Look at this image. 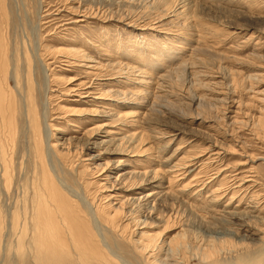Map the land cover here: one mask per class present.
I'll use <instances>...</instances> for the list:
<instances>
[{"label": "rangeland", "instance_id": "374dc122", "mask_svg": "<svg viewBox=\"0 0 264 264\" xmlns=\"http://www.w3.org/2000/svg\"><path fill=\"white\" fill-rule=\"evenodd\" d=\"M162 1L0 0V31L9 56L20 58L18 72L24 79L18 84L10 77L11 88L6 89L16 93L12 97L17 113L16 134L14 138L6 135L4 140L13 160L10 198L20 193L22 182H31L34 172L41 170L35 146H44L42 103L47 97L39 65L34 68L31 94L40 114L41 143L33 139L31 123L21 116L31 97L21 64L23 54L41 44L51 67V140L63 151L59 159L46 156L45 165H53L54 181L60 178L76 190L87 186L97 199L110 195L107 199L120 201L118 220L125 225L129 221L125 233L131 238L104 233L109 248L119 255V264H153L133 244L147 236L156 243L166 241L161 249H153L154 257L163 264H210L213 261L206 256L214 253L211 259L216 262L240 264L246 244L238 246L242 241L225 231L233 227L244 233L243 220L222 214L230 210L241 217L252 209L264 217V0H194L181 19L186 25L174 20ZM197 47L200 49L195 51ZM97 83L106 94L98 99ZM68 87L89 90L92 97L83 102L86 99L79 96L62 95ZM95 123L109 130L106 136L89 134ZM133 133L137 140L144 135L138 148H131L132 142L123 139ZM121 141L125 144L118 145ZM173 165L187 171L169 184L166 171ZM146 166L160 171L153 180L154 191L170 185L175 193L157 198L151 214L144 207H132L133 212L125 202L149 184L136 188L137 179L123 173ZM220 184L224 192L214 198L212 189ZM181 185L189 191L177 197ZM230 197L234 199L231 205ZM134 217L145 219L146 224L134 223ZM7 231L2 232L0 246L10 241ZM247 242L259 243L256 237ZM3 254L1 251L0 264H9V257Z\"/></svg>", "mask_w": 264, "mask_h": 264}, {"label": "bare ground", "instance_id": "6f19581e", "mask_svg": "<svg viewBox=\"0 0 264 264\" xmlns=\"http://www.w3.org/2000/svg\"><path fill=\"white\" fill-rule=\"evenodd\" d=\"M154 2H156V1H154ZM162 2L164 3L165 7H167V5H168V7L170 9V14H172L171 16L174 17V20L175 19L179 20V23H181V24H182L181 19L185 17V16L183 17V15L185 12H187L186 11L187 6L189 4H194V0H163ZM4 6H5V3H4ZM3 10H5L4 19H6L8 17L7 13H6L7 11L4 8H3ZM166 11L168 12L167 9H166ZM81 16H83V15H81ZM186 20H187V18H186ZM7 22L8 21H6V23ZM184 24L186 25L188 23L184 22L182 25H184ZM190 24H192V23H190ZM7 26H8V23H7ZM178 26H179V24H178ZM193 26H195V25H193ZM183 27H185V26H183ZM0 28H2V27H0ZM5 39L6 38H3L2 32L0 31V237L2 236L3 230L5 228H7V230H8L7 235L10 236V241H9V238L6 237L9 242L7 241L8 243H6V245L0 246V253L2 251L4 253L3 255H5L6 257H9V260H8L9 264H18V261H20L22 264H119V262L121 263L119 255L116 253V251L109 248L107 242L104 239L105 238L104 237L105 232H115L121 238H126V239L131 238V237L129 238L128 233H125L126 228L129 224V221L125 225V224H123V222H120L118 220L119 211L122 208L121 203H119L120 201L114 203V201L107 199L110 195H108V196L103 195L101 198L97 199L95 194H94V196L91 195V192L89 191L87 186H82L79 190H76V189H73L72 187H69L67 185V183H65L60 178H58L54 181L53 178L55 177V174H54L53 165L51 164L52 167L49 165L47 167L45 165L44 160H45L46 156L49 158L55 157L56 159H59V156L61 154L60 152L62 150H59L60 148L57 146L58 142H55V141L53 142L51 140V138H52V126L54 127V125L50 124V122H49V113H48L49 109H50L49 106L51 105L50 95H49V93L51 91V87H52V86L49 87V83L52 79L51 74H50V72H51L50 68L51 67L47 64L46 60L44 59V55L41 52V44H40V46H38V45L36 47L34 46V51H31L32 49H29L27 53L25 52L23 54V57L25 58V60H23V63H21V64H24V69L26 70L25 80H26V83H28V85H29L28 91L31 95V97L29 96L30 102H25L24 110L21 112V116L25 120H27L29 123H31V125L33 127L32 130L34 131V134H35V138L33 136V139L39 141L40 143H41V135H40L41 132H40L39 122H38V119H40L39 118L40 114L39 115L37 114V110H36L37 106H36V103L33 102L32 94H31V90H32L31 88L34 85V80H36L34 78V68L36 67V65L40 66L41 72L43 74V79L45 81V85H44L43 90L45 91L47 100L42 103V121H43L42 122V124H43V126H42L43 127V132H42L43 137H42V139L44 141V144H43L44 146H42V143L40 146L38 144H37V146H35V149H36L35 151L37 153L36 157L38 159H40V161H41V170H40V172L38 170H36L34 172V178L31 179V182H29V183L28 182L27 183L22 182L21 185L18 186L20 193L17 192V194H14L13 198L12 197L10 198L11 191L14 187V184L12 181L13 180V160L11 158L10 153H8L5 149L4 140H6L5 139L6 135H9L11 138H14V136L16 134V116H17V113H16V107H15L16 102L14 101V99L12 97L16 93L14 95H12L10 92L8 93L6 91V89L11 88L10 77H13L18 84H20L19 83L20 81L23 82L24 79H22L21 73L18 72L20 58L16 59L15 54H12L11 52H10L11 56H9L8 50H7L8 46L5 43ZM202 45H203V43H202ZM204 48H206V47H204ZM198 49H200V47L195 48V51H197ZM17 53H18V51H17ZM70 55L71 54H69V56ZM82 55H84V54H82ZM194 56H197V55H194ZM194 56L192 55V57H194ZM85 58H88V56L85 55L84 59ZM80 59H81V57H80ZM194 59H196V58H194ZM193 60H192V62L195 61V60L194 61ZM201 60H202V58H201ZM195 63H197V62H195ZM99 66H101V65H99ZM95 67H97V66H95ZM198 72H200V71H198ZM57 77H59V76H56L55 79ZM59 80H61V79H58V81ZM68 81H69V78H68ZM97 86L100 87L98 89V90H100V93L98 94V96L96 95V97H95L98 99V98H102L103 95H106V94L103 92V89H102L103 87L100 83H97ZM33 90H35V89H33ZM64 91L61 92L62 95H65V94L68 95L69 94L70 96H79L82 98V100L86 99L83 102H87L88 99L90 100L89 97H92V94H93L89 90L81 92L79 90H75V88L72 89L70 87H68V89H66L65 92ZM109 92L110 91H106L107 94H109ZM14 98H15V96H14ZM76 101H78V100H76ZM138 102H139V100H138ZM136 104H137V102H136ZM137 113H139V112H137ZM151 115H152V113H151ZM124 119L125 118H123V117L120 118V115H119V120L123 121V123L126 124ZM132 124L129 123V125H132ZM107 126H108V124H107ZM108 127H110V125ZM108 131H104V127L101 124L93 125L92 127H89V129H88V132L92 137L99 136V137L103 138V135ZM139 134H140V132H139ZM105 136H106V134H105ZM123 136H124V134H123ZM136 137H137V133H133V134L125 136L123 139H125L126 142L128 141V143L132 142L131 148H135L139 145V142H141L140 141L141 139L145 140L143 134L138 137L139 140H137ZM114 139H116V137ZM108 141H110V140H108ZM142 143H144V142H142ZM121 144L124 145L125 142L121 141L120 144H118V145H121ZM145 144H147V143H145ZM35 145H36V143H35ZM57 147L59 149H57ZM62 149L64 150V148H62ZM121 151H123V150H121ZM134 154L131 156H135ZM192 158H194V157H192ZM166 167H167V165H166ZM184 169H186V168L185 167L182 168V166H181V168H178L177 166H174V165H173V167L171 166L168 169V171H166L167 177H168V179H167L168 183L171 184V182H174V180H177V177H179V175L183 174L184 172L186 173L187 170L184 171ZM180 171H182V172H180ZM159 172L160 171L157 168L156 169H154V168L149 169V167H147L146 169L132 168L130 170H126L123 173V174L128 175V177L131 179L132 178L137 179L136 182H135V179H133L134 180L133 182H135L134 185H136V188L142 187L143 184H145L146 186L149 184V186L147 188H145L143 191H140V192L137 191L138 193L132 194V196L125 198V199H127V201L125 200L126 205L130 206V209L133 210L132 207H134V208L135 207H144L145 211L148 212L149 214H151V213H153V210L155 209V203H156L157 198H160L161 196L175 195V193L173 192V189H172V187H170V185L167 186L166 188H164L163 191H154L155 189H153V186L156 184L153 183V180H157ZM197 173H196V175H197ZM160 174H162V173H160ZM199 174H198V176H199ZM106 176H108V175H106ZM200 178H201V176H200ZM252 180H254V179H252ZM124 181H126V179ZM254 181H253V183H254ZM123 186H124V184H123ZM127 186H129V184ZM181 186L182 187H179V189H177V194H176L177 197L180 195L184 196L186 194V192L189 191V188H187V186L186 187L183 185H181ZM222 186L220 184L214 190L212 189V192L216 194L214 196V198H217V197L220 198L222 196L224 189H225V188L223 189L224 186L223 187ZM127 189H128V187H127ZM178 193L180 195H178ZM140 194H145V195L144 196H136V195H140ZM195 194H197V193H195ZM113 198H115V197H113ZM214 198L211 200L214 201ZM255 198H257V197H255ZM8 199H12L11 204H13V206L11 204H9V202L6 203V201ZM233 201H234V199L232 197H230V199L228 200V202H229L228 204L231 205ZM239 201L240 202H238L237 207L241 204L242 200L240 199ZM228 204H226V206ZM11 206L13 208H11ZM240 206H239V208H240ZM135 211H137V210H135ZM133 212H134V210H133ZM138 212H139V210H138ZM243 213H244V210H243ZM243 213H241V214H243ZM224 214H222V217L223 216L225 218L230 217L231 219L238 218L240 221L243 220L241 223L242 224L241 226L244 230L243 231L244 233L239 232L238 228L233 229V227L228 228L227 231H225V232H228L229 234H231V236H233L235 240L238 239V242L242 241L241 243H238L239 245L238 244H236V245L242 247L241 245L246 244V246L244 248L242 247L243 248L242 251H245V252L242 255L243 259L241 260L242 263H240V264H264V217H260L258 214H256V210L253 211L252 209H248L243 215H241V217H239L237 215L236 211L227 210L224 212ZM137 215H135V217ZM132 220H133V218H132ZM144 220L142 221L141 218H135V222L134 221L133 222L136 224L139 221L145 223ZM230 222H231V220H230ZM231 223H233V222H231ZM240 233H242V235H240ZM143 235H144V232H142V236ZM255 237L257 239V242H259V243L247 242V240H253ZM137 240H139V241H137ZM137 240L133 241L135 250L137 252H139L140 254H143V255H147L148 260L153 259V261H151V263H153V264H163L162 260H161V262L159 261V259H160L159 257H154V255H155L154 251L155 250H153V249L156 246L158 247V249H161L165 244H167L165 240H163V241L161 240L160 242L156 243L154 241V239H152L149 236H147L146 238H143L142 240L140 238ZM171 242L175 243L177 241H172V239H171ZM168 243H169L168 245H170V242H168ZM160 244H162V245H160ZM250 244H251V246H249ZM166 248H168V247H166ZM169 248L173 249L174 247L170 246ZM174 249L177 250V248H174ZM214 254H212V255L214 256ZM204 255H206V254H204ZM212 255L206 256L207 259H210L213 261L210 264H233L232 262H229V263H227V262L226 263H223V262L219 263V261L216 262L215 260L211 259ZM241 257H240V259H241ZM179 263L175 262V264H179Z\"/></svg>", "mask_w": 264, "mask_h": 264}]
</instances>
